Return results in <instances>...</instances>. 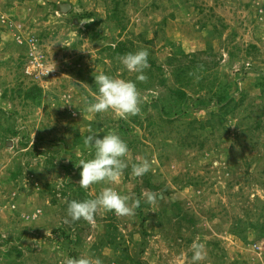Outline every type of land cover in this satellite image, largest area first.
Listing matches in <instances>:
<instances>
[{
    "label": "rangeland",
    "instance_id": "rangeland-1",
    "mask_svg": "<svg viewBox=\"0 0 264 264\" xmlns=\"http://www.w3.org/2000/svg\"><path fill=\"white\" fill-rule=\"evenodd\" d=\"M63 4L72 8L63 13ZM114 7V0H0V264H64L69 257L93 264H193L194 241L204 245L199 264H264L254 252L255 245L264 250V0H128L119 8L124 30ZM86 13L92 17L79 19ZM32 40L55 69L42 82L25 72ZM119 42L123 54L109 47ZM139 50L149 52L142 82L118 59ZM181 55L209 69L181 85L178 69L168 66ZM99 73L136 81L141 113L128 119L88 113ZM230 83L237 86L228 108L238 107L222 123L221 106L200 104L220 97ZM35 85L40 104L19 94ZM171 87L187 92L188 108L168 99ZM155 100L160 104L152 105ZM201 124L210 125L203 131ZM90 128L100 138L119 134L129 145V167L115 184L83 189L82 168L68 152L93 158L85 144ZM144 159L153 161L151 170L133 176L131 165ZM108 186L128 195L130 204L140 200L134 215L101 211L91 223L71 220L68 201L95 198ZM143 192L164 198L149 204Z\"/></svg>",
    "mask_w": 264,
    "mask_h": 264
},
{
    "label": "clouds",
    "instance_id": "clouds-1",
    "mask_svg": "<svg viewBox=\"0 0 264 264\" xmlns=\"http://www.w3.org/2000/svg\"><path fill=\"white\" fill-rule=\"evenodd\" d=\"M148 58L149 52L147 50H139L124 54L118 59L129 73L136 74V81L142 82L147 79L145 70L150 67ZM94 78L98 87V96L94 102L86 105L88 113L103 114L111 112L121 119H128L141 113L144 98L137 88L136 81L105 73L95 74ZM98 133L90 128L85 140V144L94 151L93 158L89 160L81 159L77 164V166H82L79 185L83 189H88L90 185L94 184H115L124 170L129 167L127 157L130 149L127 142L115 132H108L103 138H100ZM152 163L153 161L148 159L138 160L131 165L132 175L143 177L151 170ZM142 197L149 204H154L158 199L164 198L163 193L156 192H143ZM129 200L128 195L121 194L113 187L108 186L104 187L95 198L68 201L67 214L72 221L84 220L90 223L101 211L114 212L118 217L132 216L135 214V209L140 206V200L137 199L131 204ZM65 222L68 223L69 221L66 220ZM191 249L193 264H199L200 261L205 259L202 243L194 241ZM64 264H93V261L86 257H69L65 259Z\"/></svg>",
    "mask_w": 264,
    "mask_h": 264
},
{
    "label": "trees",
    "instance_id": "trees-1",
    "mask_svg": "<svg viewBox=\"0 0 264 264\" xmlns=\"http://www.w3.org/2000/svg\"><path fill=\"white\" fill-rule=\"evenodd\" d=\"M115 1V7H114V10H113V18H115V17H117V18H121L120 19V22H123L121 25H122V30H124V29H126L125 28V25H126V21H124L125 20V18H123V17H125L124 15L122 16V11H120L119 10V8H120V6L122 5V4H124V5H126L127 4V1L128 0H114ZM58 7H60V5L58 6ZM58 10H60V8H58ZM90 17H92V15H91V13L90 14H88V13H86V14H83V15H80L79 16V19H87V18H90ZM94 25V24H93ZM90 25H87L86 27H89ZM89 29V28H88ZM94 35H97V32H95V34ZM110 48H112L113 49V52L116 54H123V53H125V44L124 43H121V42H119V43H117V45H115V46H109ZM129 53V52H128ZM178 55H180V54H178ZM190 55V54H189ZM189 55H181L182 56V58L181 57H179V56H177V57H171L170 59H169V61H168V66H170V67H174V69L175 68H177L178 69V72H177V81H178V83L179 84H183V83H185L186 81H187V83H189L190 84V80L192 79V77H191V75L193 74V73H195L196 71H206V70H208L209 69V67L207 66V64H206V62H204V61H202V60H200V59H198V60H194V61H196L195 63H193V65H192V63H190L191 62V59H192V56L193 55H191V56H189ZM184 57V58H183ZM198 62V63H197ZM188 63H190V64H188ZM192 65V66H191ZM196 65V66H195ZM22 67H23V65H22ZM199 73V72H198ZM232 84H233V86H237V85H235L236 83H230V84H225V86L220 90V92L222 93L221 94V96L219 97V96H217V94L215 93V94H213V96L212 97H210V98H207L206 100H204L203 101V103H201L200 105H201V108H203V109H206V108H208L209 106H210V104L212 105L213 104V106H221L220 108V113H221V116L223 117H221L220 118V121L223 123L224 121H225V118H226V116L227 115H232L235 111H236V109H237V107H238V103L236 102V104H234L233 106H232V108L231 109H229L228 108V101H230L231 100V98H230V96H232V93H233V90H231L232 89ZM188 85V84H187ZM151 88V84H149V86H147L146 88L148 89V88ZM237 89V88H236ZM19 94L20 95H25V98L27 99V100H31V101H34V102H36L37 104H40V102H41V96H42V90H41V88H39L38 86H36L35 85V87H33V88H31V89H29V90H26V91H23V90H20V92H19ZM167 97H168V99H170V100H173L174 102H176V101H182V103L184 104V107H186V108H188L189 107V105H188V99H189V95L187 94V92L184 90V89H181V87H178V88H176V87H171V88H169V93L166 95ZM163 97V96H162ZM243 97H244V95H243ZM216 98H218V99H216ZM163 99V98H162ZM162 99H160V101L162 100ZM168 99H165V100H167L169 103H170V101L168 100ZM190 100V99H189ZM159 100H155V102L154 103H152V105H156L157 103H159L160 102ZM233 101V100H232ZM232 101H230V103L232 102ZM216 103H217V105H216ZM229 103V104H230ZM233 103V102H232ZM160 104V103H159ZM148 106L150 107V104H148ZM161 112L162 113H168V108H169V106H166V103L164 102H161ZM219 106L217 107V109L219 108ZM168 107V108H167ZM186 113H187V111H185ZM209 125L210 124H207V125H200L201 127V130H203V131H205V127H209ZM8 131H11L10 129H8ZM123 131H125L126 132V134L128 133V131H129V129H128V126H126V129H124ZM13 134H16V132H13V131H11ZM124 133V132H123ZM22 145L24 146V147H27V145H28V143H24V142H22ZM38 153V152H37ZM36 153V154H37ZM70 155H71V158L73 159V163H79V158H77V156L73 153V152H71V151H69L68 152ZM87 154L89 153V152H86ZM52 155V156H51ZM36 156V155H35ZM87 156H89V155H87ZM86 156V157H87ZM49 157L51 158V160H47V162H48V164L49 165H51V167L50 168H55V167H57L58 165H56V162H55V157L53 156V154H50L49 155ZM72 165H74V164H72ZM62 167H64L67 171L68 170H70V168H71V166H68V167H66V166H62ZM80 167V169L82 168V166H79ZM13 176L14 177H16L15 176V174H13ZM147 182H149L148 183V185L151 187V188H153V190H157V188H154L151 184H150V182H151V180L149 179V180H147ZM64 188H68V185L67 186H65ZM59 194H61L62 196H66V193L64 192V190H61V192H59ZM183 220H187L190 224H193L194 222L192 221V220H190V219H186V218H183ZM193 222V223H192ZM236 225L238 226V228L240 229V225H239V221H236ZM249 225H250V227L251 228H254L255 227V224L254 223H249ZM115 230H116V227L115 226H113L112 224L111 225H109V234H110V237H111V245L113 246L112 248L114 249V248H117L116 247V244H117V242H115V239L117 238L115 235H114V233H115ZM241 231H242V228H241ZM237 234V233H236ZM238 236L239 235H241V237H242V234H237ZM66 239H68V236L66 237ZM182 239V241H184V239L183 238H181ZM191 239V238H190ZM259 239L260 240H263L264 238H263V236L261 237V236H259ZM247 239L246 238H244V241H246ZM192 241V240H191ZM190 240H187L186 242L187 243H189V242H191ZM247 242V241H246ZM102 244V245H101ZM105 245H107L105 242H101L100 243V247H102V249H104V248H106V246ZM118 249V248H117ZM115 250V249H114ZM76 257V256H75ZM129 257L127 256L126 257V259L129 261V259H128ZM110 261H112L113 262V260H110ZM130 264H140V262L138 261V260H130Z\"/></svg>",
    "mask_w": 264,
    "mask_h": 264
},
{
    "label": "built area",
    "instance_id": "built-area-1",
    "mask_svg": "<svg viewBox=\"0 0 264 264\" xmlns=\"http://www.w3.org/2000/svg\"><path fill=\"white\" fill-rule=\"evenodd\" d=\"M20 44H23L20 41ZM26 74L29 75L33 81L42 82L44 78L51 76L54 72V65L43 51L39 49L36 42L32 40L26 44ZM261 245L254 246V252H260L259 256L264 257V250Z\"/></svg>",
    "mask_w": 264,
    "mask_h": 264
},
{
    "label": "water",
    "instance_id": "water-1",
    "mask_svg": "<svg viewBox=\"0 0 264 264\" xmlns=\"http://www.w3.org/2000/svg\"><path fill=\"white\" fill-rule=\"evenodd\" d=\"M63 13H67L71 8V4H63L60 6ZM77 21V20H76Z\"/></svg>",
    "mask_w": 264,
    "mask_h": 264
}]
</instances>
